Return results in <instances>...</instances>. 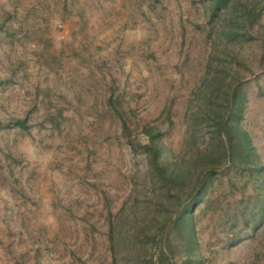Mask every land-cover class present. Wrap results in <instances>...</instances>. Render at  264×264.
<instances>
[{"label":"rangeland","instance_id":"374dc122","mask_svg":"<svg viewBox=\"0 0 264 264\" xmlns=\"http://www.w3.org/2000/svg\"><path fill=\"white\" fill-rule=\"evenodd\" d=\"M256 1L0 0V264H264Z\"/></svg>","mask_w":264,"mask_h":264},{"label":"trees","instance_id":"16d2710c","mask_svg":"<svg viewBox=\"0 0 264 264\" xmlns=\"http://www.w3.org/2000/svg\"><path fill=\"white\" fill-rule=\"evenodd\" d=\"M230 0H212V14L215 16L217 15V12L223 8L224 5L228 4ZM244 10H245V15L250 23V25H254L256 22L259 23L261 19L262 12L264 11V0H257L256 2H253L250 5L244 4ZM263 35H260L262 37ZM264 43V42H263ZM232 102L230 103L231 108L235 110L236 107V95H234ZM232 115L235 117L236 115H241L242 113L238 112L235 113V111L231 112ZM25 123V121H23ZM228 121L225 120L224 123L221 124V131L226 134L227 138L229 139L230 143L232 144L230 146V151L234 155L236 153L237 147L233 145L234 140H239L238 142V152H245L248 150V145H247V139L246 137L242 138V135L238 136L233 133H230L231 127L228 128ZM150 139L147 147L149 148L151 152V163L153 166L154 171L157 174L162 175L164 177V180L167 184H171L172 181L175 180V176L181 177V166L178 163H173V161H170L166 158L163 157V152L166 150L165 145L163 142L160 140L159 133H153V130H149ZM235 135V136H234ZM235 137H237L235 139ZM242 140V141H241ZM237 142V141H236ZM245 156V155H244ZM243 156V157H244ZM153 171V172H154ZM203 179L205 176L202 177ZM202 179L200 180V184H202ZM171 248L170 245L165 242V248L161 249L158 255V263L159 264H176L171 256ZM115 264V263H114Z\"/></svg>","mask_w":264,"mask_h":264}]
</instances>
